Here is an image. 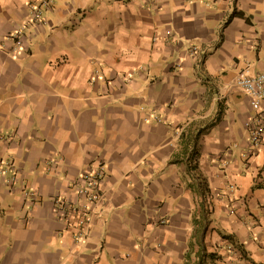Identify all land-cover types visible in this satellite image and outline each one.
Segmentation results:
<instances>
[{
    "label": "crops",
    "instance_id": "1",
    "mask_svg": "<svg viewBox=\"0 0 264 264\" xmlns=\"http://www.w3.org/2000/svg\"><path fill=\"white\" fill-rule=\"evenodd\" d=\"M34 1L0 0V264H264V144L231 88L264 69V0H49L14 50ZM95 162L75 241L53 200Z\"/></svg>",
    "mask_w": 264,
    "mask_h": 264
},
{
    "label": "built area",
    "instance_id": "2",
    "mask_svg": "<svg viewBox=\"0 0 264 264\" xmlns=\"http://www.w3.org/2000/svg\"><path fill=\"white\" fill-rule=\"evenodd\" d=\"M48 2L49 0H37L28 5L26 21L6 37L13 43L14 50L21 47L28 28L36 33L46 25L43 13ZM231 88L240 91L248 100L250 115L246 127L249 150L253 154L264 144V69L254 74L239 73L232 81ZM4 171L5 169L1 172ZM104 176V165L100 162L92 163L70 182V192L75 199L73 202L67 201L62 195L53 200L57 219L67 225H74L75 241L84 240L87 236L90 217L103 199ZM8 181L13 184L19 182L15 177ZM27 194L30 199H34V191Z\"/></svg>",
    "mask_w": 264,
    "mask_h": 264
},
{
    "label": "trees",
    "instance_id": "3",
    "mask_svg": "<svg viewBox=\"0 0 264 264\" xmlns=\"http://www.w3.org/2000/svg\"><path fill=\"white\" fill-rule=\"evenodd\" d=\"M230 17H231V16H230ZM198 135H199V131H198L197 134H196L195 136H193L191 139L188 138L187 141L185 142V144L188 146V145L190 144V142H191L192 145H193V147H195V144H196V140H197ZM194 168H195L194 165H193V166H189V169H190V170H192V169H194ZM202 213H207V210H205L204 205L202 206ZM196 257H197V260H198V263H197V264H207V263H205V262H206V261H205L206 258H209V259L211 260V262L208 263V264H215V263L213 262V260L216 259V258H215V254L207 255V254L205 253V249H204V247H202V246H200L199 249L197 250V252H196Z\"/></svg>",
    "mask_w": 264,
    "mask_h": 264
},
{
    "label": "rangeland",
    "instance_id": "4",
    "mask_svg": "<svg viewBox=\"0 0 264 264\" xmlns=\"http://www.w3.org/2000/svg\"><path fill=\"white\" fill-rule=\"evenodd\" d=\"M3 169H6V167H5V166H3V167L1 168V171H2Z\"/></svg>",
    "mask_w": 264,
    "mask_h": 264
}]
</instances>
